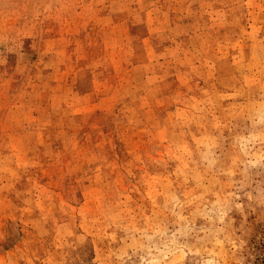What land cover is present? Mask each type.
<instances>
[{
	"label": "rangeland",
	"instance_id": "374dc122",
	"mask_svg": "<svg viewBox=\"0 0 264 264\" xmlns=\"http://www.w3.org/2000/svg\"><path fill=\"white\" fill-rule=\"evenodd\" d=\"M0 264H264V0H0Z\"/></svg>",
	"mask_w": 264,
	"mask_h": 264
}]
</instances>
